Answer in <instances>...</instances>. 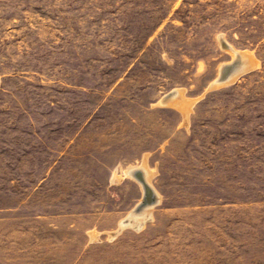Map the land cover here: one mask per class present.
<instances>
[{
  "label": "rangeland",
  "instance_id": "obj_1",
  "mask_svg": "<svg viewBox=\"0 0 264 264\" xmlns=\"http://www.w3.org/2000/svg\"><path fill=\"white\" fill-rule=\"evenodd\" d=\"M0 264H264V0H0Z\"/></svg>",
  "mask_w": 264,
  "mask_h": 264
},
{
  "label": "bare ground",
  "instance_id": "obj_2",
  "mask_svg": "<svg viewBox=\"0 0 264 264\" xmlns=\"http://www.w3.org/2000/svg\"><path fill=\"white\" fill-rule=\"evenodd\" d=\"M219 40H220L221 44L223 45V47L231 53V55H232L231 58H233V59H231V61L229 60V62L223 63L220 67L219 74L221 73L222 70H225V68L227 66H229L228 74L226 75V77L223 79H221L220 77H216L212 81L211 85H220V84H224V83L233 81L238 75H240L241 73L253 68L257 64V62L255 61V58L252 56V53L250 51L237 49V48L233 47L231 44H229L227 41H225L223 39V36H221V35L219 36ZM183 95L184 94H183L182 88H175V89L171 90L169 93L165 94L162 97L160 102L164 103V104H169V105H171V104L176 105L175 107L179 106L181 108V110L183 111L184 118L186 119L193 100H191L188 105H183V103H184L183 100H185ZM145 159H146V157H145ZM134 170H135V167H128L125 169L124 172H125V174H127L129 176H134L133 175ZM139 172H140L142 178L144 179V181L147 184H149L150 174L153 172L151 169H149V167H147L145 165V162L142 163V165L139 169ZM134 177L136 178V176H134ZM116 178L119 179L120 177L117 176L116 174H114L112 179L114 180ZM136 180H138V179L136 178ZM139 183H141V182L139 181ZM141 186H142V190H143L142 183H141ZM150 207H151V205H145V206L143 205L140 208L134 207V209L131 210L125 218H122L119 220L118 231H119V228H122L126 224H133L134 223V225H136V226H141L143 224V222L151 214L150 213Z\"/></svg>",
  "mask_w": 264,
  "mask_h": 264
},
{
  "label": "water",
  "instance_id": "obj_3",
  "mask_svg": "<svg viewBox=\"0 0 264 264\" xmlns=\"http://www.w3.org/2000/svg\"><path fill=\"white\" fill-rule=\"evenodd\" d=\"M228 70H229V66H227L225 68V70H222L218 77H220L221 79L225 78L226 75L228 74ZM133 175L136 176V178L143 185L142 200L136 206V208H140L141 206L145 205L146 203H150V202L153 201V199H154V192H153L152 187L144 181V179L142 178V176H141V174H140V172H139L138 169H135L134 170V174Z\"/></svg>",
  "mask_w": 264,
  "mask_h": 264
}]
</instances>
